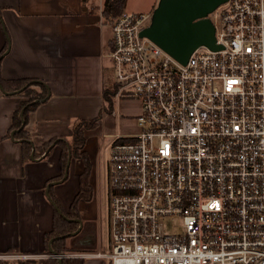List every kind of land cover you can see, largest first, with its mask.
I'll list each match as a JSON object with an SVG mask.
<instances>
[{"label":"built area","instance_id":"2783aa9c","mask_svg":"<svg viewBox=\"0 0 264 264\" xmlns=\"http://www.w3.org/2000/svg\"><path fill=\"white\" fill-rule=\"evenodd\" d=\"M101 12L100 2L115 96L134 94L140 111L136 132L101 134L114 138L110 250H101L98 218L96 247L75 256L109 264H264V0H226L209 13L220 47L201 45L184 64L139 35L152 11H123L109 24ZM25 257L33 256L0 253Z\"/></svg>","mask_w":264,"mask_h":264},{"label":"crops","instance_id":"0c3cea01","mask_svg":"<svg viewBox=\"0 0 264 264\" xmlns=\"http://www.w3.org/2000/svg\"><path fill=\"white\" fill-rule=\"evenodd\" d=\"M155 5L152 0L150 11ZM99 19V3L94 0H0V51L8 43L0 55V76L42 80L49 90V96L29 114L26 125L35 147L52 138H68L73 118L91 119L83 99H92L91 107L100 102L101 113L108 53L103 51L104 26ZM21 100L16 93H4L0 88V253L37 257L44 255V235L52 228L54 210L46 200L45 188L48 180L60 173V147L54 141L48 155L42 152L22 161L19 140L3 138ZM99 117L101 125L103 117ZM84 134L85 149L93 163L90 182L94 189L95 152L88 147L86 130ZM81 170V160L72 158L68 175L77 183ZM83 202L79 201L78 209L85 221ZM69 204L63 208L67 210ZM91 259L95 260L82 264H104L101 259Z\"/></svg>","mask_w":264,"mask_h":264},{"label":"trees","instance_id":"16d2710c","mask_svg":"<svg viewBox=\"0 0 264 264\" xmlns=\"http://www.w3.org/2000/svg\"><path fill=\"white\" fill-rule=\"evenodd\" d=\"M124 2L125 0L104 1L101 14L105 24L111 23L120 13L123 12ZM7 45L8 43L6 42L2 51H0V55L4 52ZM0 87L6 91H15L21 89V91L16 94L22 97V100L20 101L18 108L13 112L10 125L3 138L11 137V132H13L12 137L19 140L20 142L22 161L25 162L30 160L31 153L33 156H37L42 152H45V155H48L52 150L53 142L55 141L54 143L60 147L58 159L60 173L59 175L50 178L48 182L58 180L63 176L69 154L70 160L72 158H77L82 162V170L78 175V191L71 200L67 210H65L58 202V199L53 192V187H49L48 193L50 196V201H52L57 206L53 213L52 228L44 235L45 248L42 253L49 254V257L43 259L17 260L12 263L8 262L7 260L0 259V264H59L57 258L51 255L48 251L47 243L52 237L74 231L78 224L74 221H69L66 218H80L78 209L79 201H87L92 198L93 186L90 182V175L93 163L85 149L86 139L84 130L98 125L99 115L91 119L78 118L73 121L71 125V134L68 138H52L47 142H44L41 146L35 147L30 140L29 133L26 130V125L29 120V114L36 108L39 101H42L49 96V90L46 83L42 80H35L31 78H14L6 80L0 76ZM113 88L116 89V85H114ZM103 98L105 103H108L107 111H111L112 97L110 94L107 96L106 90H104ZM21 111L22 114L20 115ZM51 247L59 255L72 251V249L66 244V237L54 239L51 242ZM61 261L62 264H82L84 259L64 257L61 259Z\"/></svg>","mask_w":264,"mask_h":264},{"label":"rangeland","instance_id":"374dc122","mask_svg":"<svg viewBox=\"0 0 264 264\" xmlns=\"http://www.w3.org/2000/svg\"><path fill=\"white\" fill-rule=\"evenodd\" d=\"M95 3L104 5L105 0H94ZM159 0H156V4ZM152 0H125L123 5V11L127 12H148L151 10L150 3ZM97 4L95 6V13H97ZM102 37L104 41L103 51L104 53L110 52V46L108 44L109 39L111 37V30L109 26L104 25L102 31ZM104 83L106 87V93L111 95L112 97V110L107 111L108 103H105V108L101 113L99 110V103L93 104L91 107L92 99L86 98L82 100L83 105L86 107V114H88V118H95L97 115H102V122L101 125H95L90 129H86V136L88 141V147L93 149L96 153L98 152V147L101 148L99 151V181H100V192H99V200L97 201L94 189L93 195L90 200L83 202V207L87 211L85 214L87 218H85V222H89L90 220H95L97 224L98 218L101 221V250L102 251H109V228H108V188H107V159L109 154V147L114 140L113 137H106L102 139V133L108 134H119V133H134L137 131V127L135 125L134 119L135 116L138 115L140 111V100L134 94L129 95H120L115 96L116 89L113 88V83L116 79V72L113 67V63L109 57L104 58ZM110 92V93H109ZM87 104V106H86ZM91 107V108H90ZM90 109V110H89ZM78 119L77 117L71 120L70 126L72 125L73 121ZM100 119V118H99ZM94 153V156H95ZM93 156V157H94ZM96 157V156H95ZM96 163V158L94 159V164ZM74 167V163L72 164V168ZM80 166H78L79 168ZM71 168V169H72ZM93 168V167H92ZM92 183L95 185V172H92ZM93 186V185H92ZM53 192L58 199V202L62 207L68 206L70 201L73 199L75 193L78 191V183L77 180L73 179L71 176L67 175V177L54 185ZM46 200L50 207L54 210L55 206L54 203L51 202L47 197ZM90 217V218H88ZM81 218V216H80ZM178 221V219H176ZM172 223V221H171ZM97 229V228H96ZM97 239V233H96ZM70 240L66 237V244L72 249L70 252H66L65 254L61 255V258H80L84 259L83 263L89 260H95L91 258H83L79 256H75L78 253L92 251V249H83L82 247H71L68 241ZM48 245V243H47ZM97 245V240H96ZM19 254V253H17ZM21 255V254H20ZM28 255V254H25ZM49 257V254L44 253V255L37 256L33 255V257H25V258H16V259H3L7 260L8 262L12 263L17 260H27V259H43ZM103 260L104 264H109L108 259H101ZM99 264V261L96 263Z\"/></svg>","mask_w":264,"mask_h":264},{"label":"water","instance_id":"95a60500","mask_svg":"<svg viewBox=\"0 0 264 264\" xmlns=\"http://www.w3.org/2000/svg\"><path fill=\"white\" fill-rule=\"evenodd\" d=\"M226 0H159L151 12L150 22L144 27L139 35L147 37L165 52L174 57L182 64L186 63L194 49L205 45L211 49H218L220 45L215 43V29L212 21L207 16ZM1 88V87H0ZM4 93H18L15 90ZM22 111L20 112V115ZM23 124V122H22ZM13 132H11V138ZM31 158L33 154L31 153ZM70 154L64 169L63 176L58 180L47 183L45 195L50 200L49 187L63 181L68 175ZM52 202V201H51ZM55 209L57 206L54 204ZM60 212V211H59ZM78 224L77 228L66 234L55 236L48 241V251L62 264L61 255L52 247L51 242L60 237H68L71 247L94 249L96 247V223L81 218H66Z\"/></svg>","mask_w":264,"mask_h":264},{"label":"flooded vegetation","instance_id":"af4514ba","mask_svg":"<svg viewBox=\"0 0 264 264\" xmlns=\"http://www.w3.org/2000/svg\"><path fill=\"white\" fill-rule=\"evenodd\" d=\"M78 226V225H77Z\"/></svg>","mask_w":264,"mask_h":264}]
</instances>
